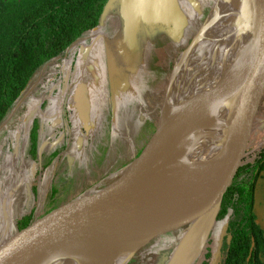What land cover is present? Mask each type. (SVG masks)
<instances>
[{"label": "water", "instance_id": "1", "mask_svg": "<svg viewBox=\"0 0 264 264\" xmlns=\"http://www.w3.org/2000/svg\"><path fill=\"white\" fill-rule=\"evenodd\" d=\"M182 2H106L103 12L105 19L109 10L112 13L121 11L127 19V36L121 42L114 46L104 35L110 88L115 95L129 82H126L125 73L117 65L112 46L119 57L124 58L134 42L138 53L143 50V45L163 34L177 44L183 43L189 30L185 29L186 25L192 21L194 27L196 18L199 20L202 12L197 7L198 13L195 15L198 17L190 19L191 15ZM256 3L257 16L252 12ZM223 4L227 9H224L219 20L224 27L223 35H227L225 39L231 40L245 25L257 27V32L256 49L242 74L238 100L215 148L202 155L199 150L180 148L188 142L186 136L190 130L186 128L189 125L186 119L188 125L183 123V117L187 114L183 107L188 108L189 104L187 107L182 104L179 106L182 108L176 107L165 113L162 111L159 128L139 157L123 168L119 175L53 206L54 210L51 209L47 215L35 216L24 228L5 238L0 243V264H45L55 262L60 257H71L74 264H127L153 237L172 229H185V233L166 264L197 262L217 223L225 192L245 163L251 136L264 121L261 117L264 111V0H224ZM208 16L189 48L199 46L196 51L203 54V46L207 47L208 57L212 60L221 49L216 51L215 47L223 35L205 38ZM101 23L102 26L105 24L103 19ZM102 26L91 31V34L103 31ZM86 49L82 52L83 59L90 56L92 45ZM148 152L153 153L150 167L152 177L142 185L125 186L148 158ZM202 191L206 195L194 203L195 197ZM231 240L229 233L228 244ZM254 246L253 242L251 254ZM214 264H222V256Z\"/></svg>", "mask_w": 264, "mask_h": 264}, {"label": "rangeland", "instance_id": "2", "mask_svg": "<svg viewBox=\"0 0 264 264\" xmlns=\"http://www.w3.org/2000/svg\"><path fill=\"white\" fill-rule=\"evenodd\" d=\"M183 2L190 19L198 17L197 7L202 13L199 20L196 18V27L188 30L191 39L183 42L181 48L177 46L174 49L176 41L163 34L160 39H151V43L143 45V50L138 53L134 42V46L128 49V56L119 57L114 46L127 36V19L123 12L112 13L109 10L107 19L103 16V24L107 25L102 26L104 31L88 32L65 55L36 72L21 104L0 129V243L17 232L19 220L24 217L32 215L31 220H34L37 215L45 216L53 206L119 175L148 147L159 128L162 111L165 113L172 109L178 96L175 66L179 71L184 65L183 70L188 77L184 83L194 76L193 70L201 65L205 66L201 71L205 70L219 53H223L229 43L221 45L220 49L217 41L215 50L220 51L212 60L208 57L207 47L203 46L202 55H196L199 46L189 48L205 22V15L216 9L218 0ZM257 5L253 6L252 12ZM210 19L209 15L205 38H216L220 34L210 29ZM104 35L114 45L112 50L117 56L118 67L133 68L128 71V78L125 75L129 84L119 93L128 99L126 101L118 99L110 88L108 65L102 50ZM87 36L88 40H85ZM90 39L100 41L92 46L90 56L94 58L80 57L74 65L77 56L90 44ZM141 69H144L142 72H145L146 79H138ZM139 85L144 89H138L136 96L137 88L134 86ZM203 100L209 108L213 105L210 101L217 102L215 89ZM187 115L193 123L194 115L189 112ZM261 117L264 118V111ZM81 135H85L82 142L78 140ZM250 140L245 162L255 161L259 150L264 148V121ZM67 155L74 159L70 161ZM74 181L76 189L70 192L68 187H72ZM205 195V191L200 192L194 203ZM254 204L257 222L264 229V171L256 183ZM225 231V222L218 221L212 232L214 261L222 256ZM184 233L185 229H172L156 235L141 247V260L132 258L127 264H166Z\"/></svg>", "mask_w": 264, "mask_h": 264}, {"label": "trees", "instance_id": "3", "mask_svg": "<svg viewBox=\"0 0 264 264\" xmlns=\"http://www.w3.org/2000/svg\"><path fill=\"white\" fill-rule=\"evenodd\" d=\"M107 1L0 0V126L23 98L39 69L65 55L85 34L102 26ZM192 26L191 21L185 29ZM210 103L216 109V100ZM33 143L35 148L37 135ZM263 171L264 148L255 161L239 168L225 192L217 219L226 224L222 264H264V229L257 222L254 204L256 183ZM31 218L28 215L19 220V229L28 225ZM212 238L213 233L197 259L199 264H214Z\"/></svg>", "mask_w": 264, "mask_h": 264}, {"label": "bare ground", "instance_id": "4", "mask_svg": "<svg viewBox=\"0 0 264 264\" xmlns=\"http://www.w3.org/2000/svg\"><path fill=\"white\" fill-rule=\"evenodd\" d=\"M223 2L224 0H218L216 9L209 14L211 16L209 27L217 31L220 36L223 35L222 30L224 27L219 19L222 17L221 13L224 12V9H227L226 5L224 7ZM254 13L257 16L258 5ZM256 32L257 27L245 25L236 39L233 37L231 40H227L225 39L227 35L224 34L218 42L220 48L221 45L224 46L229 43L223 53H219L218 58L205 70L201 71L205 67L203 65L199 69L193 70V73L195 72L194 76H191L192 78L188 79L187 82L183 83V80L185 81L188 78L186 71L183 70L184 65L179 71L175 66L174 76L179 78L180 81L177 85L178 96L170 111L176 109V107L182 108L179 107L182 104H185L186 107L189 104L188 108L183 107V110L185 109V113L189 112L194 115L193 123L187 114L183 117V123L186 125H188L187 122L189 123L186 128H189L190 132L186 136L188 142H185L184 147L182 144L181 149L199 150L202 155L205 152H210L217 145L223 127L238 100L242 74L255 52ZM198 53L199 51H196V55ZM214 89L218 106L213 112L211 105L208 111L203 99ZM188 100H190L189 103ZM148 153V158L139 166L133 180L125 186L142 185L152 177L150 167L153 163L151 158L153 153ZM45 264H74V259L60 257L55 262L51 261Z\"/></svg>", "mask_w": 264, "mask_h": 264}, {"label": "flooded vegetation", "instance_id": "5", "mask_svg": "<svg viewBox=\"0 0 264 264\" xmlns=\"http://www.w3.org/2000/svg\"><path fill=\"white\" fill-rule=\"evenodd\" d=\"M96 41H99V40H93V39H90V45H87L86 46V48L87 47H89V46H93V45H95L96 43ZM100 42V41H99ZM85 48V50L84 51H86L87 49ZM102 50H104V54H103V57L105 58L106 57V55H105V48H104V46H102ZM79 53V52H78ZM90 54H91V51H90ZM88 58L90 59H92V58H94V57H91V56H88ZM76 63V62H75ZM75 63H74V65H75ZM129 70H133V68H131V69H129ZM125 66H123V68H122V71H123V73H125V75L127 76V78L129 77L128 76V71H129ZM142 71H144V69H141L140 71H139V74H138V76H139V78L138 79H141V80H143V79H145L146 77H144V74H145V72H142ZM142 72V73H141ZM129 80V79H128ZM134 87H136L137 89H136V92H135V95L137 96V94H138V89H144L141 85H139V86H134ZM147 89V88H146ZM123 90V88L121 87V89H120V91H122ZM140 92V91H139ZM116 97L119 99V98H122L123 99V96L121 95V94H117L116 95ZM124 99H125V97H124ZM130 122V121H129ZM107 180V179H106ZM140 259L141 260V258H140V251H139V253L137 254H135V256L133 257V259Z\"/></svg>", "mask_w": 264, "mask_h": 264}, {"label": "crops", "instance_id": "6", "mask_svg": "<svg viewBox=\"0 0 264 264\" xmlns=\"http://www.w3.org/2000/svg\"><path fill=\"white\" fill-rule=\"evenodd\" d=\"M200 17H201V16H200ZM106 26H107V25H106ZM106 26H105V27H106ZM105 27L103 28V31L105 30ZM195 27H196V25H195ZM189 34H190V33H189ZM90 37H92V36H89V38H90ZM187 39H188V41L191 39V38L189 37L188 34L186 35L185 40H183V42H186V43H187V42H188V41H186ZM85 40H88V36L85 37ZM89 45H90V44H89ZM177 46H178V48H181V47L183 46V43H180V44H177V45L175 44L174 49H176ZM173 55H174V53H173ZM173 55H170V57L172 58ZM80 57H82V54H80V55L77 56V58H76L77 60H76V63H75V64L78 63V60H79ZM82 58H83V57H82ZM139 66H141V65H139ZM182 75H183V74H182ZM176 78H177V77H176ZM145 79H146V78H145ZM177 81H178V82L180 81L179 78H177ZM177 84H178V83H177ZM148 88H149V87H148ZM123 100L126 101V100H128V99H127V98L124 99V97H123ZM126 104H128V103H126ZM129 104L132 105L131 102H130ZM53 126H55V124H54ZM73 136H74V135H72V137H73ZM83 137L85 138V135H81V136H79L78 140L82 142V141H83V140H82ZM73 138H74V137H73ZM73 138H71V139H73ZM75 140H76V139H75ZM78 140H76V141H78ZM68 157H69L70 161L74 159L73 157H72V159H71L70 156L67 155V159H68ZM73 184H74V185H73L72 187H68V190H69L70 192H74V190L76 189V184H77V183L74 181Z\"/></svg>", "mask_w": 264, "mask_h": 264}]
</instances>
